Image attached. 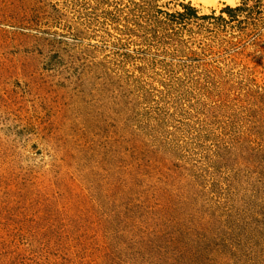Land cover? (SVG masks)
<instances>
[{
    "label": "rangeland",
    "instance_id": "rangeland-1",
    "mask_svg": "<svg viewBox=\"0 0 264 264\" xmlns=\"http://www.w3.org/2000/svg\"><path fill=\"white\" fill-rule=\"evenodd\" d=\"M215 7L0 0V264H264V0Z\"/></svg>",
    "mask_w": 264,
    "mask_h": 264
},
{
    "label": "bare ground",
    "instance_id": "bare-ground-1",
    "mask_svg": "<svg viewBox=\"0 0 264 264\" xmlns=\"http://www.w3.org/2000/svg\"><path fill=\"white\" fill-rule=\"evenodd\" d=\"M196 5H204V6H221V2L226 3L227 5L235 6L238 0H191ZM215 7V8H216Z\"/></svg>",
    "mask_w": 264,
    "mask_h": 264
},
{
    "label": "trees",
    "instance_id": "trees-1",
    "mask_svg": "<svg viewBox=\"0 0 264 264\" xmlns=\"http://www.w3.org/2000/svg\"><path fill=\"white\" fill-rule=\"evenodd\" d=\"M238 7L234 8V7H230V6H227L224 10V12H227V13H232L234 12L235 10H237Z\"/></svg>",
    "mask_w": 264,
    "mask_h": 264
}]
</instances>
